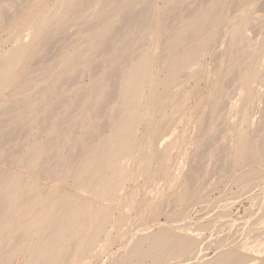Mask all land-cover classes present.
Returning <instances> with one entry per match:
<instances>
[{
  "label": "bare ground",
  "instance_id": "bare-ground-1",
  "mask_svg": "<svg viewBox=\"0 0 264 264\" xmlns=\"http://www.w3.org/2000/svg\"><path fill=\"white\" fill-rule=\"evenodd\" d=\"M165 1L161 7L158 0H54L48 7L45 0H0V264H93L105 253L107 247L100 237L112 214L103 200L117 192L134 154L139 157L142 153L136 157L139 174L153 167V157H149L153 132L146 131L137 140V125L186 85L184 74L198 72L201 56L221 35L222 53L235 56V60L219 84V100L231 89H238L241 107L232 125L224 118L217 122V109H209L203 125L207 136L202 141L209 147L210 134L223 124L224 130H229L223 141L230 153L219 180L228 177L226 183L239 188L236 197L251 192L259 183L254 167L256 147L249 146L257 132L243 124L248 118L245 102L252 83L264 77V34L252 40L246 37V9L232 13L239 0ZM186 16L184 22L177 23ZM75 25L72 45H64V41L58 51L49 54L55 37L59 34L67 39ZM15 29L20 31L12 38H1L3 32L10 34ZM160 36L166 40L157 57ZM35 41L37 46H33ZM97 56V62L91 64ZM83 77L89 82L78 86ZM73 93L76 97L70 99ZM33 127L38 132L27 144ZM88 139L91 144L81 154L82 143ZM195 146L184 171L182 161L169 169L170 148H161L150 177L154 183L164 180L154 215L168 212L172 224L155 219L134 226L133 236L99 264H146L148 258L149 264H157L164 256L174 264H264L258 257L223 245L215 247V256H205L203 248L192 246L194 238L176 240L167 235L200 226V221H194L182 208L186 198L212 186L208 183L210 170L201 163L210 153L199 156ZM1 162L17 164L20 169L12 170ZM37 174L51 181L71 180L73 189H88L96 199L42 182ZM181 174L190 184L176 193ZM221 199L208 198L205 206L220 207L226 200ZM253 202L256 207L250 219L243 221L245 229L264 224L260 212L264 194ZM128 203L135 204L132 200ZM137 210L152 212L145 198ZM220 211L214 223L221 228L231 226L227 210ZM14 218L18 225L9 229ZM246 237L260 239L256 249L264 252V234L243 235L241 239ZM174 241L177 244L171 245ZM133 257L139 259L135 262Z\"/></svg>",
  "mask_w": 264,
  "mask_h": 264
},
{
  "label": "rangeland",
  "instance_id": "rangeland-1",
  "mask_svg": "<svg viewBox=\"0 0 264 264\" xmlns=\"http://www.w3.org/2000/svg\"><path fill=\"white\" fill-rule=\"evenodd\" d=\"M197 1L198 0H190V3H195ZM166 2L168 1L163 2V0H158V3L161 7H163ZM53 3L54 0H45L44 6L49 7ZM241 9H246V12L249 16L248 23L245 26L246 37L251 40L260 38L264 34V0H239L234 6H232V13H237L241 11ZM252 17H255L253 21L250 20ZM170 18L171 14L167 19ZM158 19H162V16H160ZM185 19H187V16L179 18V20H177V23L181 24ZM76 27L77 26L75 25L70 28V32L68 34L70 36H68L67 39L60 37V35L58 34L55 37L56 41L52 42L54 44L50 43L51 45H48V48H50L49 54H54L53 52L58 51L59 44L64 41V45H72V43L70 42L75 35L71 34L77 30L78 27ZM19 31V29H15L12 33L10 32V34L9 32L7 33V31L3 32L1 38H12L13 36H15L14 34H17ZM58 36L60 38H58ZM222 39V35L218 36L216 40L211 43L212 47L210 46L208 50L201 56L199 60V64L201 63V67L196 74H184L183 78L186 85H184V87L174 93L168 100L160 103L158 108L153 112L148 120H146L145 122H140V124L137 125V140L141 138L144 132H153L152 143L149 148L151 151L149 157H153V167L152 169H150L151 171L139 174L138 170H136L138 160L137 158L141 157L142 153H140L139 157L134 154L131 158V165L128 171L121 175V181L117 189L118 193L115 192L110 200H103V202L110 207V212L112 214V217L108 222V228L101 234L100 237L106 245L107 250L105 251V253H101V257L94 259L93 264H99V262L101 263L102 259H105L111 250L120 248V246L123 245L127 238H131L133 236H131V232L133 231L132 228H134V226H138L139 224H142V222H152L155 219L159 220L160 223L170 221L167 218L168 212H163L156 216L154 215L155 208H157L161 203L162 195L159 187H162V185H164V180L160 179L157 180L156 183H154L150 179V177L152 172L155 171L154 167H156L159 162L158 154L161 148H170L167 157L168 168L174 170L177 163L179 161H182V169L184 171L186 170V168H188V160L190 159L191 153L195 149L193 147L194 144H196L195 147L198 148L199 156H202L203 152L205 151H208V153H210V155H206L202 158L201 163L210 170V173L208 175V183H211L212 186L204 187L203 193L196 197L186 198L185 202H183L182 205V208H186L188 210V213L193 216V219H195L194 221H200V226L196 229H184L174 233H168L167 235H173L171 237L176 240L184 237L194 238V240L191 241L192 246L197 249H199V247L203 248L205 253L202 252V254H204L205 256H215V247L223 245V248L226 246H230L234 252L242 253L248 255L249 257H258L262 262H264V252L256 249V246L260 242V239L254 237H246V239H241L243 235L246 236L252 234H264V224L262 222H260L255 227H246V229L242 227L244 223L243 221L250 219V214L253 212L254 207H256L253 205V201L258 197L260 193L264 194V77L258 78L252 83L253 85L250 89V96L247 102H245L248 112V118L243 126L251 132L254 130L257 132V137L249 146L250 148H253L254 146L256 147V160L254 162V167H256L259 172V183L253 187V190L251 192L245 193L240 197H236L239 188L226 183L228 177H224L222 178V180H219V178L224 176L225 174L227 165L226 163L228 161L227 157L230 153L229 147L226 148V145L223 141L225 134L228 133L229 130H224V126L222 124V126L218 130L210 134L209 137L212 140V144H208L209 147H207L205 142L202 141V139L205 138L204 136H207V131L204 129L203 125L206 122L205 117L207 116V112L209 109H217L219 114V119L217 120V122L221 120L223 121L225 119L228 124L231 123L230 125H232L235 123V120H237L236 118L238 117V113L241 107V104L237 101L239 96L238 89H231L222 100H219V96L222 92L219 89V84L222 83V81L228 75L229 70L233 66V62L235 60V56L222 53V49L224 46L223 43H221ZM165 40L166 36H160L158 38L156 44L157 57L160 54ZM37 45L38 42L35 41L33 46ZM5 48H9V43L8 45L6 43ZM218 54L219 57L217 56ZM98 59V56L97 58H93L91 60V64L96 63ZM156 64H158V62ZM84 78L85 77L79 79L77 84L78 86H84L89 82V79L87 77L85 78V80ZM75 97L76 94L73 93L70 96V99H74ZM107 131L108 130H106V132ZM37 132L38 131L36 127H33L31 129V138L29 139L27 144L32 142ZM96 140L97 139H95L93 142H96ZM90 141L91 140L88 139L82 143L81 154L85 153L86 147L88 146V144H91ZM259 141L260 144H258ZM256 145L259 147H257ZM216 151L218 152L216 153ZM220 154L222 155L220 156ZM1 163L4 164L5 167L15 171L20 169L17 164L15 165L8 162ZM217 164H219L220 166ZM215 166L217 167L215 168ZM218 166L220 168H218ZM35 177L40 178L42 182H50L51 184L59 185L64 190L73 189L71 180H68L66 182H63L60 179L51 181L49 178L39 174H37ZM189 184L190 182L184 179L183 175L181 174L179 175L178 182L176 183L174 190L176 191V193H182L183 189ZM154 186H157V188H155ZM73 190L85 198L96 199L93 192L83 187L75 188ZM235 197L237 199H234ZM143 198H145L146 203L150 205L152 212L147 213L137 210L139 202ZM208 198L217 200L222 198L228 201L224 200L223 203H221L220 207L208 209L205 206V201ZM130 200L134 201L135 204L129 205L128 201ZM169 206L170 205H168V207ZM223 209L227 210L229 218L231 219L230 221L231 223H233L230 224L231 226H227L225 228L219 227L214 223L213 220L215 219V217H218L221 214L220 210L224 211ZM260 212L261 215L264 214V207ZM213 213L215 214V216ZM170 222L167 223L172 224V222ZM17 225V219L14 218L13 223L10 224L9 229H13V227ZM174 244H177V241L171 242V245ZM161 246L163 245L161 244ZM132 259L136 262L139 257H133ZM150 262L151 258H148L146 264H149ZM157 264L174 263L167 261L164 256L162 260Z\"/></svg>",
  "mask_w": 264,
  "mask_h": 264
}]
</instances>
